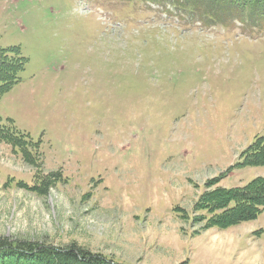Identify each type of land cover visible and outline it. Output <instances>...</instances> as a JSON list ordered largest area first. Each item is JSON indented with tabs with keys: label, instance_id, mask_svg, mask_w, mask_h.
I'll return each instance as SVG.
<instances>
[{
	"label": "rangeland",
	"instance_id": "obj_1",
	"mask_svg": "<svg viewBox=\"0 0 264 264\" xmlns=\"http://www.w3.org/2000/svg\"><path fill=\"white\" fill-rule=\"evenodd\" d=\"M180 1L0 0V48L25 58L0 96V135L24 141L0 138V239L264 264V211L218 227L196 207L264 177L239 164L264 156V22L244 11L228 27Z\"/></svg>",
	"mask_w": 264,
	"mask_h": 264
},
{
	"label": "trees",
	"instance_id": "obj_2",
	"mask_svg": "<svg viewBox=\"0 0 264 264\" xmlns=\"http://www.w3.org/2000/svg\"><path fill=\"white\" fill-rule=\"evenodd\" d=\"M155 1L156 0H152ZM177 6L204 12L206 18L229 26L235 18L244 21L245 11L253 21L264 20V0H181ZM25 58H16L0 48V96L18 81ZM2 129H0L1 131ZM8 139L24 142L17 132H3ZM3 139V138H2ZM21 140V141H20ZM264 149V145H262ZM250 149H256L252 146ZM247 153V151L245 152ZM241 166L263 164L264 156L244 154ZM224 176V175H223ZM211 184V183H208ZM207 212L208 225L228 227L257 218L264 211V177H256L244 186L216 187L202 193L196 204ZM0 264H123L102 254L91 253L76 244L54 248L32 242L11 243L0 239Z\"/></svg>",
	"mask_w": 264,
	"mask_h": 264
}]
</instances>
